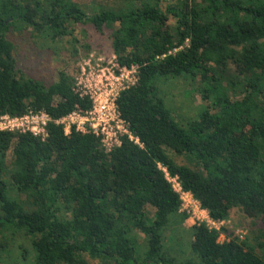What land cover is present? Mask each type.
I'll use <instances>...</instances> for the list:
<instances>
[{
  "label": "trees",
  "instance_id": "16d2710c",
  "mask_svg": "<svg viewBox=\"0 0 264 264\" xmlns=\"http://www.w3.org/2000/svg\"><path fill=\"white\" fill-rule=\"evenodd\" d=\"M128 1L86 13L70 0H0V117L42 111L49 118L43 140L0 131V233L11 228L29 238V264H87L82 255L98 264H264L253 246L218 242L203 224L187 230L191 260L176 261L161 242L186 217L164 173L212 221L235 207L264 227V0H169L163 11L157 0ZM76 24L109 30L116 64L137 69L135 84L115 99L137 144L123 136L105 153L89 134L64 135L54 121L87 110V97L62 71L47 86L18 74L10 28L59 40ZM229 65L233 80L223 88ZM166 78L197 80L210 104L178 123L157 93L155 82ZM10 187L24 203L8 197ZM134 232L144 237L142 252Z\"/></svg>",
  "mask_w": 264,
  "mask_h": 264
},
{
  "label": "rangeland",
  "instance_id": "374dc122",
  "mask_svg": "<svg viewBox=\"0 0 264 264\" xmlns=\"http://www.w3.org/2000/svg\"><path fill=\"white\" fill-rule=\"evenodd\" d=\"M83 12H95L100 9H115L128 3V0H70ZM127 1V2H126ZM159 8L163 11L169 0H157ZM199 1V0H195ZM137 5L138 2H132ZM173 20L168 17L166 25L171 26ZM115 29V28H114ZM110 31L102 29L96 32L88 24H76L71 26V35L59 40H49L35 36L29 28L20 25L10 28L5 38L13 47L12 55L16 63L19 75L23 78H30L38 81L44 86L51 84L59 71L69 75L71 78L79 73V67L87 68L85 64L93 69L107 68L112 70L115 58L112 55L109 39ZM132 78H137V69L133 67ZM220 85L226 88V81L233 80V67L226 66ZM130 77V76H129ZM157 93L162 98L165 106L171 111L175 121L180 124L193 120L202 107L210 104V100L202 101L198 93V81L189 82L182 78L159 79L155 82ZM229 97H239L241 94ZM167 155L177 165H187L183 157L176 156L171 152ZM10 154L6 155L7 165L10 161ZM9 166V165H8ZM166 174V173H165ZM169 178L168 175H166ZM8 181V178L5 177ZM8 197L17 202L24 203L25 197L18 194L11 187L8 189ZM148 218H151L153 209L145 207ZM178 214L182 212L177 210ZM202 216V213L196 212ZM195 219H188L182 222L180 229H166L162 233V245L169 255L176 261L191 260L192 255L188 248L187 230L197 225ZM203 223V222H202ZM200 224V223H199ZM213 228L218 233L217 241L226 242L231 239L245 241L254 247L255 254L264 257V247H256L258 243L264 245V227L260 220L244 215L240 209L232 207L228 211L227 218L221 221H214ZM186 232V233H185ZM138 245L139 252L144 249V237L138 232L133 233ZM32 250L29 238L21 231H13L5 228L0 233V264H29ZM87 264H98L97 260L82 255Z\"/></svg>",
  "mask_w": 264,
  "mask_h": 264
},
{
  "label": "built area",
  "instance_id": "2783aa9c",
  "mask_svg": "<svg viewBox=\"0 0 264 264\" xmlns=\"http://www.w3.org/2000/svg\"><path fill=\"white\" fill-rule=\"evenodd\" d=\"M85 66H87L85 69L79 67V73L72 77V89L79 96L87 97L90 107L83 111L76 108L54 123L62 126L64 135L73 129L76 133L93 136L105 153L118 147L123 136L137 144L136 138L128 132L126 123L119 117L115 106L118 93L133 86L136 82L137 78L134 79L131 75L134 66L119 67L116 62L112 65V70L93 69L87 64ZM48 121V116L42 111H28L20 117L1 116L0 131L29 133L43 140L46 137L45 126ZM164 176L170 183L171 189L177 194L178 209L187 220L193 218L207 229L215 230L214 221L207 217L206 212L200 208L189 192L181 190L176 178L168 179L165 173ZM196 212L202 213V216Z\"/></svg>",
  "mask_w": 264,
  "mask_h": 264
}]
</instances>
